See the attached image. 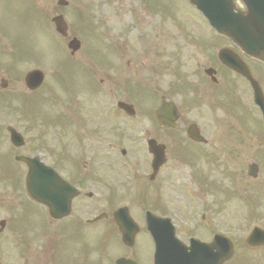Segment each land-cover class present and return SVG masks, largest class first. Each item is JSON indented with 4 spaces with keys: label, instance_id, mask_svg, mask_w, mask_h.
Returning a JSON list of instances; mask_svg holds the SVG:
<instances>
[{
    "label": "flooded vegetation",
    "instance_id": "flooded-vegetation-1",
    "mask_svg": "<svg viewBox=\"0 0 264 264\" xmlns=\"http://www.w3.org/2000/svg\"><path fill=\"white\" fill-rule=\"evenodd\" d=\"M0 2L15 6L18 0ZM6 37H14L15 42L10 33ZM163 39L158 24L154 38H149L142 48L144 53L136 58L137 75L125 84L124 102L133 108L134 116L117 110L121 116L101 119L93 106L82 109L80 105H66L60 116L46 121L43 129L30 120L22 126L20 118L14 116L12 129L24 139L20 148L8 143L6 123H2L0 172L12 175L17 182L27 166L15 157L37 156L47 169L45 183L52 203L42 205L28 196H0V264H154V236L160 240L157 264L212 263V251L201 247L211 243L214 235L228 237L230 219L225 199L214 203L210 172L219 163L224 166L220 157H226L229 162L235 159L233 166L239 169L235 170L241 173V180L251 165L260 176L264 169L262 121L256 119L253 133L241 131L236 137L214 132L213 122L202 132L200 124L199 132L194 126L191 131L202 140L190 139L188 130L197 124L184 110L191 103L186 102L191 83L200 94L214 97L230 89L244 91L248 83L222 66L216 54L209 55L202 68L197 63L190 70L187 61L182 72L170 70L172 62L176 68L181 62L174 58L170 63L165 64L163 58L161 62ZM223 48L247 65L254 80L263 79L258 62L227 40ZM206 69L215 74L207 77ZM145 98L150 107L144 105ZM162 100L173 102L179 109V117L169 129L154 117ZM42 133L45 146L42 142L34 145L32 140ZM247 136L252 138L246 140ZM251 140L255 150L247 154L244 146ZM161 152L163 164L153 165V153ZM249 157L251 161L246 164ZM259 180L254 179L256 183ZM67 200L69 209L65 212ZM240 216L235 220L242 229L244 218ZM259 220L257 214L255 221ZM172 236L181 244L176 245ZM231 261L225 264H264V246L250 248L242 239Z\"/></svg>",
    "mask_w": 264,
    "mask_h": 264
},
{
    "label": "rangeland",
    "instance_id": "rangeland-1",
    "mask_svg": "<svg viewBox=\"0 0 264 264\" xmlns=\"http://www.w3.org/2000/svg\"><path fill=\"white\" fill-rule=\"evenodd\" d=\"M20 3L17 6H14L13 4L11 5H3L2 2H0V23H2L6 29L0 30V34L3 36H6L7 33H11V35L15 36L18 40V44L12 43L10 44V49L9 47L5 48V51H11V53H4L0 55V67H4L9 70H16V68L20 67L24 61V59L31 58L34 59L36 58L38 61H40V67H42L46 73L49 75L51 72V69L54 71V66L56 64H52L50 66H44L46 64H42L44 57L47 56V63L49 61L51 62L52 59L49 55L52 56V58H55L58 60L59 57H64V56H59L57 57L58 51H60L62 54L65 55V53L68 55V51L66 49V45L64 42L58 40L60 46L58 45V49L56 47L52 48L51 43L49 42L48 39L43 40L42 38H39L40 34L45 36L44 33H40L39 31V26H41V19L47 18V15L51 13L52 15L55 14V12L59 11L60 8H58L55 5L56 0H51V4H49L48 0H36V3L34 4L35 11H38V13L41 15V19L37 17V14L32 15V21L28 20V14L27 10L25 8L24 3H22L23 0H19ZM69 2V6L66 9H62V12L67 11V22L68 19L72 17V22L75 20V14L73 15L68 14L69 11L72 9L81 8V4H83V11L80 12V17L84 20L86 19L89 15L87 12V9L91 6V4L96 5V15L98 16V23L103 22L104 28L107 29H119L122 28L126 23L129 24V26L134 25L135 21H139V18L143 17L142 19L148 23L151 24L150 26V31L148 29V26H144V30L148 33L150 36H155L157 27L156 25V19L151 17H147L143 14L141 7L138 8V1L137 0H120L121 3L126 2L124 5L119 6L120 2H116L113 4L112 0H67ZM151 2V5L155 6V8L159 7L163 10V12L167 15L164 17V54H163V59L167 62L169 59V55L167 52H173V48L177 46V48L181 49L180 54L184 58H188V53H192L196 56V58H200L201 53L198 52L199 45L195 44L192 42L191 45H187L183 40H180V37L182 36L181 34L176 35L178 30L174 26H178L185 30L186 36L192 37L194 34H200L201 36L204 37L206 33L208 32V35H210L211 32L208 31V27L204 23V21L201 19L199 21V16L196 14L195 11H193L190 6L187 5V0H148ZM81 2V4H80ZM28 7L32 3V0H28ZM91 3V4H90ZM92 7V6H91ZM118 8L122 12L120 16L118 17L114 16L112 13V8ZM128 9L132 10L134 9L136 12V16L134 20V16L130 15L128 13ZM126 10V11H125ZM73 11V10H72ZM78 11V10H77ZM162 12V13H163ZM71 22V20H70ZM99 23V24H100ZM44 25L46 26L45 29L42 28V31L47 30L49 34L52 33V26L50 25L49 21L47 19L44 22ZM70 25H73L70 23ZM92 26V25H91ZM35 27L37 28V35L34 39L30 40L33 38V35H31V31H35ZM76 27V26H75ZM81 27V26H80ZM79 27V28H80ZM28 28V29H27ZM28 31L26 36L31 35V37L28 38V41L25 36L24 30ZM88 32L91 34L93 38V43L90 44L89 46V53H91L92 57L94 60L99 63L100 65L103 64V61H111L112 57L114 54H112V50L114 49L113 45H110L106 40L103 41V44L99 39H95L96 35L99 34V32L96 29H92L90 27L86 28ZM73 33L78 35L79 39L81 42L83 41V44L86 45L85 41L83 40V36L78 32V29L76 28L75 30H72ZM138 29L134 31V34L138 33ZM30 32V33H29ZM83 35L86 39L91 40L90 36L84 31ZM46 37V36H45ZM212 36H209V39H211ZM63 46V49L61 47ZM61 47V49H60ZM52 48V49H51ZM79 54L83 55L84 52H80ZM57 57V58H56ZM81 56H78L77 58H80ZM82 58H86L82 56ZM53 62V61H52ZM32 65V64H28ZM66 65L70 68L73 69L74 66L71 63H66ZM73 71V70H69ZM74 74V72L72 73ZM74 83L70 80L69 77H67V84L73 88V86L77 85V80L78 76L75 74L73 76ZM107 94V93H106ZM0 96H3V100L0 99V104H2L5 100L4 95L1 94ZM5 97H7L5 95ZM117 97V96H116ZM8 98V97H7ZM148 98L144 99V105L146 107H150V105L146 102ZM101 101H103V98H100ZM10 102L12 103V100L10 98ZM6 107L7 104L5 103ZM243 106H245V109H248L247 103L244 102ZM250 110V109H249ZM202 117L206 118V113L204 110H202ZM246 125L249 127L254 128L255 125H252L250 122H246ZM247 186V184H246ZM245 186V187H246ZM228 211H229V218L235 217L234 213H238V211H235L232 209L231 206L228 205Z\"/></svg>",
    "mask_w": 264,
    "mask_h": 264
},
{
    "label": "water",
    "instance_id": "water-1",
    "mask_svg": "<svg viewBox=\"0 0 264 264\" xmlns=\"http://www.w3.org/2000/svg\"><path fill=\"white\" fill-rule=\"evenodd\" d=\"M214 2L215 0H196L193 3L201 11L204 17H206L208 21L215 26L216 23L222 20V16L220 12V7H221L220 4H218L217 6L211 7V5L214 4ZM250 2H251L250 7L254 9H258V8L264 9V0H256V1L251 0ZM246 3H247V0H246ZM254 3H257L256 4L257 8L254 6ZM59 4H64V3L59 2ZM230 14H231L230 11H228V17H230ZM229 20H231V18H229ZM53 21L55 23L56 30L60 31V26H61V23L59 22L61 21L60 18H55ZM216 28L220 30V28H218L217 26ZM73 44H76V43L72 42L69 46L72 48V50H75L76 47H73Z\"/></svg>",
    "mask_w": 264,
    "mask_h": 264
}]
</instances>
